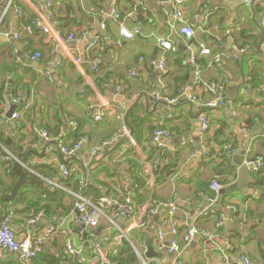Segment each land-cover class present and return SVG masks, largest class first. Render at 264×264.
Here are the masks:
<instances>
[{"label":"crops","instance_id":"obj_1","mask_svg":"<svg viewBox=\"0 0 264 264\" xmlns=\"http://www.w3.org/2000/svg\"><path fill=\"white\" fill-rule=\"evenodd\" d=\"M14 1L9 5V0H0V158L7 154L25 158L28 168L21 166L25 180L26 172L36 175L44 186L61 189L75 201L88 195L126 197L137 210L134 221H110L107 211L97 227L88 228L74 222L73 203L70 210L53 216L39 213L35 225L17 197L26 182L7 200L19 180L10 191L9 169L0 164V222L10 217L19 241L27 235L43 239L35 264H74L66 253L70 242L85 252V264H98L102 257L111 261L128 250L126 246L140 264H170L168 253L157 250V229L168 217L163 204L171 200L177 207L175 239L182 264H223L224 256L239 254L252 264H264V172L249 171L239 186V171L232 161L240 151L244 162L264 158V84L260 90L251 85L255 74L260 79L264 73V0H184L183 24L194 30L189 39L173 18L174 0H17L20 7ZM115 9L120 20L111 18ZM121 24L140 34L124 39ZM41 26L61 36L85 29L90 37L57 44L40 32ZM14 30L16 45L8 40ZM96 36L104 44L102 53L89 47ZM160 36L167 37L176 53L165 54L157 46ZM199 44L231 59L213 65L209 57L197 55ZM242 47L247 52L238 54ZM19 51L29 60L39 55L34 66L21 63ZM165 55L168 70L162 75L147 60ZM97 58L100 63L93 71ZM9 94L17 105V119H12L14 113L7 118ZM216 96L223 98L224 106L208 108ZM98 109L102 118L95 122L91 112ZM203 115L210 120L204 136L199 123ZM160 128L169 136L159 149L151 139ZM74 130L81 135L75 141L70 135ZM84 137L86 143L73 155L60 152L61 143L71 147ZM7 139L12 146H5ZM33 161L40 170L65 165L74 178L62 183L59 171L43 177ZM165 168L170 169L166 176L161 172ZM138 180L144 183L142 200L135 199ZM212 181L222 185L217 195L210 188ZM153 202L156 214L151 224L136 228L134 222L144 221ZM71 203L64 200L66 207ZM221 213L225 218L216 230ZM190 228L197 234L185 244ZM0 264L21 263L17 254L4 252Z\"/></svg>","mask_w":264,"mask_h":264},{"label":"built area","instance_id":"obj_2","mask_svg":"<svg viewBox=\"0 0 264 264\" xmlns=\"http://www.w3.org/2000/svg\"><path fill=\"white\" fill-rule=\"evenodd\" d=\"M12 1L9 0V5H12ZM184 0H174L173 1V18L175 21L181 23L180 33L184 35L186 38H191L194 34L193 28L184 25L182 14H181V6L183 5ZM8 9V6H7ZM16 14L19 18L22 17L23 12L21 9H16ZM113 20H120V15L118 11L115 9L112 11ZM103 27V26H102ZM41 33L48 35L55 43H61L65 41H76L80 42L86 40L90 37V33L88 30H80L77 33H70L67 35H59L51 31L47 27H39ZM140 31L138 29L128 30L122 24L120 25V35L124 39L131 40L135 35H139ZM17 39V35L14 36ZM157 46L165 53V54H174L176 53V47L172 45V43L167 39V37H158L157 38ZM56 47V46H55ZM89 47L95 49L97 52L102 53L104 51V44L100 37L96 36L92 38ZM197 55L200 57H209L211 63L213 65H224L226 61L231 59V56L224 53L214 54L211 49L203 44H199L196 46ZM248 48L242 47L238 49V54H244L247 52ZM27 57V56H25ZM39 55H35V59L38 58ZM191 61H195V55H191ZM80 62V60H78ZM139 61L145 62L144 57H140ZM167 57H161L159 60L149 59L147 63L155 67L159 73L162 75L167 73L168 65H167ZM100 63V59L97 58L92 66V70L96 71L98 65ZM131 76H134V72L131 71ZM119 87H117V92L119 91ZM210 92L215 91L214 88L208 87ZM18 101V100H17ZM15 101V103H18ZM171 103L174 101H170ZM206 106L210 109H217L219 107L224 106V100L221 96H216L213 100L209 101ZM18 113H14L12 115V119H17ZM91 118L95 122H99L101 120V113L99 109L96 112H91ZM200 123V133L201 135H205L210 128V120L207 116H201L199 118ZM73 128L76 127L75 123L71 124ZM42 137L45 140H48V135L46 132L41 133ZM169 136V132L167 129H157L152 134L151 141L155 145L156 148H162L163 139ZM87 138H81L79 141L74 143L71 147H66L62 143L59 145V150L62 154L71 156L73 155L80 147L81 144L86 143ZM16 162L23 168L27 169L28 166L24 163L21 164L19 159L7 154L4 157L0 158V164L8 165L9 163ZM245 165L250 168V171H261L264 168V161L262 158L257 157L253 160H245ZM35 162L31 163V165L35 166ZM60 176L66 180L70 177V171L65 165L57 166ZM30 169V168H29ZM31 171V170H30ZM48 183L52 186L53 184L48 180ZM54 186V185H53ZM211 190L217 195L222 190V185L217 182H213L210 185ZM211 203L214 202L213 198L209 199ZM165 208H167V220L163 224H161L157 229V250L165 251L168 253L170 258V264H182V251L181 246L178 241L175 239L177 235L176 223L174 220V215L177 211V207L174 201H169L163 204ZM108 211L111 218L110 221H114L118 218H127L129 220L134 221V218L137 215V210L134 203L130 198H120L118 196L115 197H101L94 198L92 195L88 196H78L73 211V220L75 223L83 225L88 228H95L99 225L102 216H105V212ZM156 214V204L153 202L152 207L144 213L143 219L144 221L141 223L134 222L136 228L141 229L145 225H149L152 222L154 215ZM41 214H39L34 219H31L30 222L34 223L39 218ZM224 214L218 215V221L216 222L215 229L221 228L224 221ZM63 219H59V223H62ZM131 226V225H130ZM197 234V231L194 228H190L187 230L186 235L184 236V243L188 244L191 239ZM169 237V239H167ZM165 239L168 243H165ZM105 241H108V237L105 238ZM43 246L42 238H34L30 235H27L26 238L22 241L16 239L15 231L12 227V219L10 217H5L0 222V253L9 252L13 254H17L19 256V262L21 264H35L38 256L41 254V247ZM66 253L73 259V261L77 264H85L86 259L84 258L82 252L78 248L74 246L72 242L66 243ZM98 264H116L113 261L105 259L102 257L97 260ZM223 264H252L250 259L243 255L239 254L234 258L230 255L224 256ZM147 264V263H143ZM149 264V263H148Z\"/></svg>","mask_w":264,"mask_h":264},{"label":"trees","instance_id":"obj_3","mask_svg":"<svg viewBox=\"0 0 264 264\" xmlns=\"http://www.w3.org/2000/svg\"><path fill=\"white\" fill-rule=\"evenodd\" d=\"M14 4L17 5V0L14 1ZM17 7H20L17 5ZM23 19H21L22 21ZM252 76V74H251ZM253 82L251 85H253L252 89L254 90H260L264 84V73H260V79L258 78V75L255 74V77L253 76ZM254 80L257 81V83L254 85ZM16 90V89H15ZM13 90L12 95L13 97L17 94V91ZM71 137L73 138V141L77 140L80 138V134H78L77 130H74L71 134ZM5 146L10 147L13 144V141L11 139H7L4 141ZM264 161V158H262ZM5 169H9L8 176H10L11 180V189L13 186L16 184V182L20 178V174L24 171L22 167L16 163L12 162L9 163L8 165H4ZM42 169L40 170V167L37 165L35 166L34 170L39 174H41L43 177L46 176L47 174L53 177L54 175L58 174V170L49 167V166H43L41 167ZM160 167H157V170H159ZM165 176L167 174H170V169L165 168L163 171H161ZM264 172V168L260 171L259 175ZM258 175V176H259ZM74 177L70 176L68 179L64 180L62 183H70ZM26 184L23 186V188L19 191L17 194V197L21 199L23 202V205L25 206V209L30 212V220L34 219L39 213H42L44 216H53L59 211L65 212V210H70L71 206L73 203L75 204V199L72 197V195L62 191L61 189L52 187L53 189L47 188L44 186L43 181L38 178L36 175H28L26 172ZM214 182V181H212ZM75 186L77 185V182L75 181ZM74 184V182L72 183ZM137 189H136V197L135 199L137 200H142L143 195H142V190L144 188V183L140 180L137 181ZM1 185V184H0ZM204 187H207L205 185ZM65 199H70L72 203L70 206H65L64 200ZM73 199V200H72ZM173 201V200H171ZM128 250H122L121 254L117 257L112 258L111 261L115 262L116 264H140L139 258L131 251L129 246H126ZM128 252L127 256H123L124 252ZM42 254V253H41ZM40 254V255H41ZM72 262V261H71ZM50 263V262H49ZM73 263V262H72ZM50 264H53L52 262ZM57 264V263H56ZM75 264V263H74Z\"/></svg>","mask_w":264,"mask_h":264},{"label":"water","instance_id":"obj_4","mask_svg":"<svg viewBox=\"0 0 264 264\" xmlns=\"http://www.w3.org/2000/svg\"><path fill=\"white\" fill-rule=\"evenodd\" d=\"M15 30L13 31L12 35L9 36L8 40L16 45L17 44V41L15 40L14 36H15ZM264 34V32H263ZM22 52L19 51V54H18V57H20L21 59V63L23 64H26V65H30V66H34V62H37L35 61L34 59L33 60H29V59H26L25 57H22ZM7 100L10 102V111L8 112V115H7V118H10L11 115L14 113V110L16 108L17 105L11 103V98H10V94L8 95L7 97ZM154 101V98L151 99V101ZM16 155H18L17 152H14ZM244 156L242 154V152H238L237 155L235 157L232 158V161H233V164H235V166L238 168V171H239V175H240V180H239V186L242 185L243 181L245 180V177L248 175V172L250 171V168L247 167L245 164H244ZM19 162L21 164H24L25 163V158H19ZM26 182L25 180V173L22 172L21 175H20V179H19V182L17 183V185L13 188V190L11 191L10 195L8 197H6L7 200H11L15 197V195L17 194L18 190L23 186V184ZM233 188H236V186H233ZM226 193V190H223L221 192V195L224 196V194ZM40 221V220H39ZM39 221H37L35 223V225H39ZM51 226V225H50ZM151 253H149L147 256H150Z\"/></svg>","mask_w":264,"mask_h":264}]
</instances>
